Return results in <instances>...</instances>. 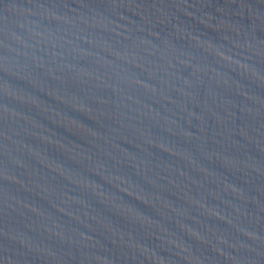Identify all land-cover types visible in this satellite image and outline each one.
<instances>
[{
	"label": "water",
	"instance_id": "95a60500",
	"mask_svg": "<svg viewBox=\"0 0 264 264\" xmlns=\"http://www.w3.org/2000/svg\"><path fill=\"white\" fill-rule=\"evenodd\" d=\"M0 264H264V0H0Z\"/></svg>",
	"mask_w": 264,
	"mask_h": 264
}]
</instances>
